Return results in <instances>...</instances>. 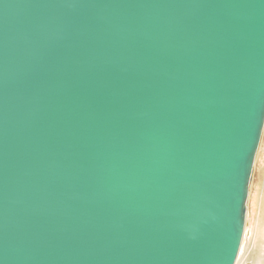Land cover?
<instances>
[{
  "label": "water",
  "instance_id": "water-1",
  "mask_svg": "<svg viewBox=\"0 0 264 264\" xmlns=\"http://www.w3.org/2000/svg\"><path fill=\"white\" fill-rule=\"evenodd\" d=\"M264 127V0H0V264H234Z\"/></svg>",
  "mask_w": 264,
  "mask_h": 264
},
{
  "label": "rangeland",
  "instance_id": "rangeland-1",
  "mask_svg": "<svg viewBox=\"0 0 264 264\" xmlns=\"http://www.w3.org/2000/svg\"><path fill=\"white\" fill-rule=\"evenodd\" d=\"M242 252L238 264H264V127L246 199ZM240 246V247H241ZM262 261L261 263H258Z\"/></svg>",
  "mask_w": 264,
  "mask_h": 264
},
{
  "label": "bare ground",
  "instance_id": "bare-ground-1",
  "mask_svg": "<svg viewBox=\"0 0 264 264\" xmlns=\"http://www.w3.org/2000/svg\"><path fill=\"white\" fill-rule=\"evenodd\" d=\"M243 233H244V231H243ZM243 238V237H242ZM242 241V240H241ZM241 245H242V243H241ZM240 245V246H241ZM242 246L239 248V252H238V255H237V258H236V261H235V263L234 264H238L239 263V261H240V257H241V252H242ZM262 261H259L258 263H261Z\"/></svg>",
  "mask_w": 264,
  "mask_h": 264
}]
</instances>
